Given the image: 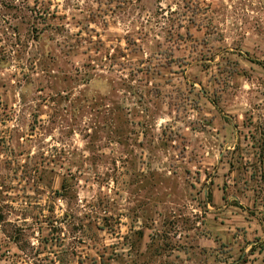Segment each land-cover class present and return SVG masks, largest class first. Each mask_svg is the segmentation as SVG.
Segmentation results:
<instances>
[{
  "label": "rangeland",
  "instance_id": "1",
  "mask_svg": "<svg viewBox=\"0 0 264 264\" xmlns=\"http://www.w3.org/2000/svg\"><path fill=\"white\" fill-rule=\"evenodd\" d=\"M263 193L264 0H0V264H241Z\"/></svg>",
  "mask_w": 264,
  "mask_h": 264
},
{
  "label": "crops",
  "instance_id": "2",
  "mask_svg": "<svg viewBox=\"0 0 264 264\" xmlns=\"http://www.w3.org/2000/svg\"><path fill=\"white\" fill-rule=\"evenodd\" d=\"M257 211H253L244 224V236L241 237L246 242H251L245 248L246 257L241 264H264V193L257 196ZM245 202L249 203L250 197L244 195ZM256 200V199H255ZM246 214V212H243ZM238 242L237 246H240Z\"/></svg>",
  "mask_w": 264,
  "mask_h": 264
},
{
  "label": "trees",
  "instance_id": "3",
  "mask_svg": "<svg viewBox=\"0 0 264 264\" xmlns=\"http://www.w3.org/2000/svg\"><path fill=\"white\" fill-rule=\"evenodd\" d=\"M259 63V61H257Z\"/></svg>",
  "mask_w": 264,
  "mask_h": 264
}]
</instances>
